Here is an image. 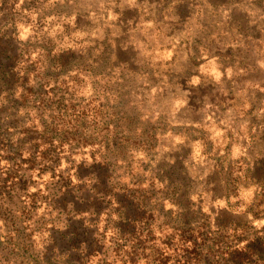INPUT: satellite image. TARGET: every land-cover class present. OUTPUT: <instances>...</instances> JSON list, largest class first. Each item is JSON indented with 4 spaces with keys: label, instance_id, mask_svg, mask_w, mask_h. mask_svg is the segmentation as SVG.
<instances>
[{
    "label": "rangeland",
    "instance_id": "obj_1",
    "mask_svg": "<svg viewBox=\"0 0 264 264\" xmlns=\"http://www.w3.org/2000/svg\"><path fill=\"white\" fill-rule=\"evenodd\" d=\"M3 1L0 31L11 36L9 45L16 39L35 47L41 39L45 54L33 49L31 62L46 58L48 47L66 56L69 97L102 107L101 125L90 132L108 142L110 124L118 142L127 139L113 153L102 146L101 158L72 143L70 158L59 155L62 170L85 173L98 161L117 186L132 176L156 184L162 170L186 187L178 203L189 221L203 220L212 231L230 227L235 237L234 224L264 227V219L243 214L258 185L264 189V0ZM8 113L0 110V127ZM257 243L264 252V240Z\"/></svg>",
    "mask_w": 264,
    "mask_h": 264
},
{
    "label": "trees",
    "instance_id": "obj_2",
    "mask_svg": "<svg viewBox=\"0 0 264 264\" xmlns=\"http://www.w3.org/2000/svg\"><path fill=\"white\" fill-rule=\"evenodd\" d=\"M4 5L2 0L0 19ZM6 24L12 28L16 21ZM13 41L11 47V36L0 31V110L9 112L2 120L5 129L0 127V264H264V252L256 245L264 240V227L234 224L230 231L241 232L235 237L230 227L215 225L212 231L203 220L189 221L187 207L178 203L186 187L171 182L162 170L153 176L156 184L132 176L119 186L101 175L98 161L85 173L78 166L62 170L59 155L70 158L76 146H87L101 158L102 146L113 153L127 139L118 142L110 124L108 142L90 132V126L101 125L102 107L94 98L82 107L69 97L63 83L69 71L66 56L48 47L46 58L39 54L31 62L33 49L45 54L42 40L35 47ZM20 112L22 125L16 119ZM39 159L44 165L35 164ZM111 166L106 171L112 172ZM257 188L243 211L252 221L264 219V189ZM166 203L172 207L165 209ZM248 229L254 236L249 241ZM35 241L41 249L36 253Z\"/></svg>",
    "mask_w": 264,
    "mask_h": 264
}]
</instances>
